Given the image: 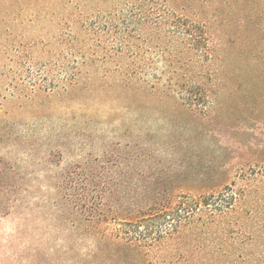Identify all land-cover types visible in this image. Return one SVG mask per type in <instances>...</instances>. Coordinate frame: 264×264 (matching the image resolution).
<instances>
[{"label":"rangeland","instance_id":"1","mask_svg":"<svg viewBox=\"0 0 264 264\" xmlns=\"http://www.w3.org/2000/svg\"><path fill=\"white\" fill-rule=\"evenodd\" d=\"M81 1L82 12L74 0H0V59L56 63L71 53L63 19L88 15L84 6L105 0ZM182 4L179 13L211 32L217 96L203 117L143 94V111L154 115L138 127L144 142L165 145L163 156L149 158L154 149L139 146L138 132L126 135L111 123L93 136L80 131L89 126L62 111L60 99L40 95L27 103L4 92L3 111L32 135L10 137L1 129L12 122L0 116V264H264V173L257 175L264 172V0ZM127 60L107 65L109 82L118 84L114 70ZM10 69L18 81L28 79L26 68ZM166 123L171 132L147 136L148 127L160 132ZM99 176L111 186L106 199ZM228 186L237 200L214 222L203 218L151 246L147 233L128 242L130 228L117 220L133 222L171 193Z\"/></svg>","mask_w":264,"mask_h":264},{"label":"trees","instance_id":"2","mask_svg":"<svg viewBox=\"0 0 264 264\" xmlns=\"http://www.w3.org/2000/svg\"><path fill=\"white\" fill-rule=\"evenodd\" d=\"M181 1L105 0L84 6L91 10L88 15L76 13L70 19L64 18V41L71 53L56 63L0 59V116H6L9 122L14 120L12 112L3 111L9 98L4 92L12 90L11 98L27 103H33L40 95L60 99L62 111L71 113L75 121L87 123L89 127L80 131L90 135L94 129L111 123L126 135L138 132L139 139L144 138L145 131L138 123L154 115L147 116L143 111L145 93L160 94L208 117L217 96L218 56L207 25L177 11ZM82 6L81 0H74L77 11L82 12ZM118 56L127 57L128 65L125 69L118 65L114 70L119 76L116 84L109 82L107 65ZM14 64L28 70V79L18 81L11 77ZM172 129L168 123L162 125L160 132L148 127L147 136ZM1 130L9 131L10 137L32 135L20 123L12 122ZM169 135L160 136L166 140ZM139 146L154 149L148 152L151 159L165 153V145L139 140ZM262 173L261 170L257 175ZM99 179L102 197L106 199L111 186L105 178ZM236 200L237 193L229 186L210 193H171L170 201L142 209L135 221L117 220L130 228L128 242H138L136 235L147 233V244L151 246L203 218L207 219L205 225L214 222Z\"/></svg>","mask_w":264,"mask_h":264}]
</instances>
